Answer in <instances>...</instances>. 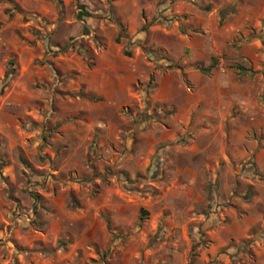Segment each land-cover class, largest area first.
<instances>
[{"label": "rangeland", "instance_id": "rangeland-1", "mask_svg": "<svg viewBox=\"0 0 264 264\" xmlns=\"http://www.w3.org/2000/svg\"><path fill=\"white\" fill-rule=\"evenodd\" d=\"M135 1L0 0V264H264V0ZM109 45L152 67L115 111Z\"/></svg>", "mask_w": 264, "mask_h": 264}, {"label": "crops", "instance_id": "crops-1", "mask_svg": "<svg viewBox=\"0 0 264 264\" xmlns=\"http://www.w3.org/2000/svg\"><path fill=\"white\" fill-rule=\"evenodd\" d=\"M141 2V1H140ZM214 2V0H212ZM135 4H141L139 1H135ZM153 4H150V7H152ZM141 7V6H140ZM185 7H188L187 4H177L176 10H182ZM190 7V6H189ZM175 8V7H174ZM191 8V7H190ZM131 9V8H129ZM189 9V8H188ZM127 23H129L130 26H132L133 22L130 19L126 20ZM132 32V29H131ZM257 44V45H256ZM258 47V50H261L262 42L261 40L254 41L251 43V47ZM261 52V51H260ZM244 57H247L248 54L244 52ZM119 56V55H118ZM120 62H117V55L115 51V47L112 45H109L104 48V50L99 53L98 56V64H97V72L99 74V85L97 87H91L89 91L97 92L98 94L104 96L107 100V106H112L113 111L116 109H121L123 105L127 104H135V99L131 95V86L136 83L137 81L146 82L149 80L151 74H152V67L151 62L146 60L145 56L137 55V57H132L131 60L125 61L122 59V56L120 54ZM196 57V56H195ZM194 58V57H193ZM212 56L207 59L206 61H203V66L205 67H211L212 64ZM201 60V59H200ZM200 60L196 61H186L187 64L190 66L195 65L197 62H200ZM194 67V66H193ZM159 99L161 96H158ZM249 96L245 95L243 100H248ZM198 104L197 102L194 103V105ZM189 114H185V117L178 119H173V122L171 124V127L165 126V129H159L158 132L155 134L153 133V139L154 143L173 140L177 137L179 131L183 130V124L185 122L189 121ZM182 122V123H178ZM105 125V123H104ZM104 144V143H103ZM252 146H254L252 144ZM255 147V146H254ZM197 151H203L201 149H197ZM155 148L151 149V154L155 153Z\"/></svg>", "mask_w": 264, "mask_h": 264}, {"label": "trees", "instance_id": "trees-1", "mask_svg": "<svg viewBox=\"0 0 264 264\" xmlns=\"http://www.w3.org/2000/svg\"><path fill=\"white\" fill-rule=\"evenodd\" d=\"M225 13H226L225 10L222 11V15H223V16L225 15ZM86 15H90V13H89L88 11H86V9H85V5L82 4V5H81V10H80V12H79V18H80V19H83ZM147 28H148V24L145 23V24L142 26V29L145 30V29H147ZM84 30H85V32H88V31H89V28L85 25ZM121 34H122V33H120V34L117 36V38H116L117 41H120V40H121ZM125 54L131 56L132 53H131V51H129V50H125ZM215 60H216V58L213 57V59H212V64L215 63ZM212 64H211V66H213ZM208 69H210V67H208ZM15 71H16L15 61H14L13 59H11V60L9 61L8 68H7V70H6L5 78H10L11 75H14Z\"/></svg>", "mask_w": 264, "mask_h": 264}]
</instances>
